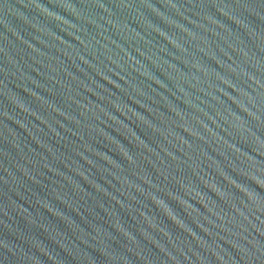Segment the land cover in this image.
<instances>
[{
	"label": "water",
	"instance_id": "1",
	"mask_svg": "<svg viewBox=\"0 0 264 264\" xmlns=\"http://www.w3.org/2000/svg\"><path fill=\"white\" fill-rule=\"evenodd\" d=\"M0 264H264V0H0Z\"/></svg>",
	"mask_w": 264,
	"mask_h": 264
}]
</instances>
